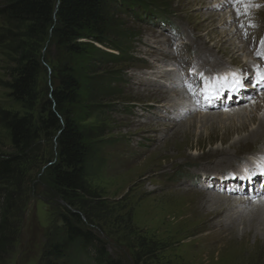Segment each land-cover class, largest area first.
Segmentation results:
<instances>
[{
	"label": "rangeland",
	"instance_id": "1",
	"mask_svg": "<svg viewBox=\"0 0 264 264\" xmlns=\"http://www.w3.org/2000/svg\"><path fill=\"white\" fill-rule=\"evenodd\" d=\"M140 1L165 10L172 30L155 21L152 24L136 20L125 10L122 0H113L112 16L121 29L139 33L130 43L132 59L120 65L103 64L97 59L81 61V65L87 67L82 72L83 83L94 82L95 87L85 92L84 102L79 107L80 116L91 115L83 124L99 135L93 140L96 155L87 174L92 196L88 200L92 223L88 222L87 226L102 241L106 260L113 264H264V233L256 232L244 238L245 230L239 223L240 242L232 244L231 237H227L211 257L195 246L194 239L220 230L216 224L225 220L227 211L223 210L222 216L212 222L213 229L207 228L192 238H183L185 226L178 223L183 217L175 215L184 213L187 208L203 202L204 195L213 193L199 188L204 176L212 173L231 176L250 155L263 154L264 140L248 146L236 142L248 133L239 128L250 112L243 119L230 116L223 123L217 119L199 121L201 115L217 117L225 112L233 115L236 109L196 111L186 116L176 112L171 118L173 105L185 100L183 92L180 96L178 92H171L156 75L163 71L170 56L192 62L197 54L203 70H220L230 65L247 67L246 56L256 49L264 51V0H240L241 4L234 6L235 9L227 7L222 11L211 8L218 0ZM7 2L0 0V9ZM235 26H244V29ZM233 28L238 30L237 36L236 31L231 33ZM24 32L23 25L6 23L0 17V110L25 112L20 103L10 98L8 89L17 47L26 41ZM231 35L235 37L228 40ZM241 46H246L247 53H235V48L239 50ZM58 55L51 38L42 50L44 61L36 112L58 85L53 72L58 65ZM89 63L95 68L89 67ZM115 73H121L124 78H113L119 75ZM100 78L116 80L112 91L100 86ZM178 87L175 86L180 89ZM98 88L102 89L100 93L89 91ZM259 99L263 103L264 94L245 107L264 110L263 106L256 105ZM212 107L215 106L209 108ZM259 132L262 133V129ZM223 138L227 139L225 143ZM232 144L239 147L237 152L215 157ZM56 149V140L41 138L36 151L17 168L9 185L0 187V191H7L5 193L12 197L8 201L6 220L3 221L4 213L0 211V225L5 229L4 234H0L3 237L0 264H41L48 245L61 233V216L68 205L55 197L45 182L48 166L57 161ZM10 155H14V151L9 133L0 125V158ZM228 200V205L236 203ZM3 202L0 198V204ZM255 203L240 205L243 212L238 217L249 215L251 208L261 205ZM233 226L228 224L227 229ZM84 260L88 262L87 258Z\"/></svg>",
	"mask_w": 264,
	"mask_h": 264
},
{
	"label": "trees",
	"instance_id": "2",
	"mask_svg": "<svg viewBox=\"0 0 264 264\" xmlns=\"http://www.w3.org/2000/svg\"><path fill=\"white\" fill-rule=\"evenodd\" d=\"M125 1L134 12L143 9L151 16L152 9L158 8L140 0ZM113 6V0H8L0 9V17L6 23L25 27L26 40L17 47L8 85L10 98L20 103L25 112L0 110V125L8 131L14 151V155L0 158V187L9 185L17 168L36 151L41 138L56 140L58 158L48 166L45 182L48 190L68 205L63 208L61 233L48 245L41 264H113L106 260L102 241L87 226L92 223L87 174L96 155L93 140L99 135L83 124L91 115L80 116L79 108L85 92L95 87L94 82L83 83L82 72L87 67L81 61L97 59L103 64L120 65L132 59L130 43L139 33L121 29L112 16ZM51 38L59 54L58 65L53 69L58 85L36 112L42 50ZM88 65L94 67L92 63ZM119 75L113 78H124ZM115 82L99 80L108 91H112ZM89 91L96 94L102 89ZM5 192L0 191L3 221L12 198ZM4 232L0 225V234Z\"/></svg>",
	"mask_w": 264,
	"mask_h": 264
},
{
	"label": "bare ground",
	"instance_id": "3",
	"mask_svg": "<svg viewBox=\"0 0 264 264\" xmlns=\"http://www.w3.org/2000/svg\"><path fill=\"white\" fill-rule=\"evenodd\" d=\"M231 33H235L234 30L231 31ZM237 33H238V30H236L235 36H237ZM227 36H230V35H227ZM235 36L231 35V37L227 38V39L233 40V38ZM245 47L246 46H243V47L241 46L239 48V50H236V48H235V51H236L235 53H237V52L238 53L241 52V54H242V52L247 53ZM232 52L234 54V50ZM246 58L248 59V61H250L251 60V53L249 54V56H246ZM175 89H177V88H175ZM171 92H177V91L174 90V88H172ZM171 95H172V93H171ZM172 96H175V95H172ZM258 103L259 104H256V105H258V108L260 106H263L262 108L264 109V102L261 103V101L259 99ZM176 104L177 105H173L174 108L176 107V109H180L179 107L182 104L180 102H178ZM215 108L216 107L207 108V109L208 110H214ZM180 110H183V109H180ZM190 110H191V108H190ZM248 111L250 112L249 116L246 118V121H244L243 124L239 128V130L248 131V133H247V135H245V137H241L236 142H239V144H241L240 146H248V145H252V144L257 145L260 140H264V110H262V109L261 110H251V106H249V107L244 106V108H241V109L239 108L238 110L236 109L235 112L233 113V115H229V114L227 115L226 112L223 113L224 115L217 116V117L215 115H210V116H207V115L202 116L201 115L200 116L201 119H200L199 123L208 122V121H212V120H216V119L219 120L221 123H223L230 116L239 117L240 119H243L244 115H246L248 113ZM180 114H181V112H180ZM198 118H199V116H198ZM232 125H233V123H231L229 125V127ZM249 128H250V130H249ZM261 129L263 131L262 133L259 132ZM226 140H227L226 138H223L222 142L225 143ZM238 148L239 147L237 146V144H232L227 149L226 148L221 149V153L216 154L215 157L217 158L220 156H229V155L237 152ZM217 150H219V149H217ZM212 157H213V155H212ZM224 189L226 190L227 188H222V189L221 188H218V189L212 188L211 190L216 191V193L214 192V193H208L209 195L208 194L204 195V201L203 202L200 201L199 203L196 204V206L187 208L186 210L183 211L184 213H179V212H178V214L175 213L176 217H178V215L183 217L178 222L179 224L181 223L182 226H185V232H183V234H182L183 238H187V237L192 238V237H196V235H198L199 233H202L207 228L210 230L213 229L214 224H212V222L214 220H216L217 218H219L220 216H222L223 210H224V212H226V211L228 212L227 216H225L226 217L225 220H223V221L220 220L218 222V224H216L217 227L218 226L221 227L219 231H217V232L213 231L211 234L205 235L203 237L199 236L197 239H194L195 246H198L199 249L201 248V251L204 254H206V256H208V257H211L214 254V252L217 249H219L218 247L220 244L222 245L225 243L224 241L227 239V237H231L230 242L232 244L234 242H237V241L240 242V238L238 235L239 234V230H238L239 225H237L238 223L244 227V230H245L244 235H243L244 238L245 237L248 238L256 232L264 233V204H262V203H264V198L261 201H254V202H256L255 204H261V205H259V206L256 205L254 209L251 208L249 215L247 214L244 217V214H243L240 218V217H238V215H240L241 212H243L239 209L240 205L247 204V200L244 199L245 201H243V202H239V201L237 202L236 201V203H230L228 205L227 203L230 202V200L226 199L228 197H226V196L223 197L222 195H220L222 191H225ZM260 193L261 192L256 193V196H258ZM222 194L227 195L228 193H222ZM261 194H263V193H261ZM237 217H238V219H237ZM245 218H248V221H243ZM224 221H226V222H224ZM206 222H207V224H206ZM227 223L232 224L234 226L230 230H228L227 229V227H228ZM193 224H195V225H193ZM202 224H205V225L202 226ZM196 241H198V243ZM241 241H242V239H241ZM191 242H193V239ZM223 247L224 246H221L220 248H223Z\"/></svg>",
	"mask_w": 264,
	"mask_h": 264
},
{
	"label": "snow or ice",
	"instance_id": "4",
	"mask_svg": "<svg viewBox=\"0 0 264 264\" xmlns=\"http://www.w3.org/2000/svg\"><path fill=\"white\" fill-rule=\"evenodd\" d=\"M189 90L191 91V86H189Z\"/></svg>",
	"mask_w": 264,
	"mask_h": 264
}]
</instances>
